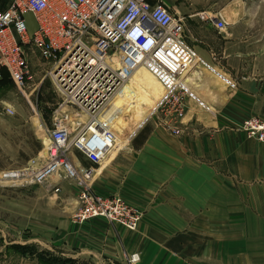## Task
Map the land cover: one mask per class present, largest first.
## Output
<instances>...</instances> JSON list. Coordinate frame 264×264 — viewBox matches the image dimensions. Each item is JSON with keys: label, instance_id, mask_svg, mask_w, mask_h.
<instances>
[{"label": "crops", "instance_id": "crops-1", "mask_svg": "<svg viewBox=\"0 0 264 264\" xmlns=\"http://www.w3.org/2000/svg\"><path fill=\"white\" fill-rule=\"evenodd\" d=\"M203 22L182 32L195 53L184 82L209 111L184 96L175 136L160 126L158 114L143 122L161 98L160 83L144 87L133 80L111 102V128L120 140L96 166L90 186L140 210L136 230L102 217L73 222L78 189L63 181L53 192L48 180L36 185L48 220L29 244L77 264H128L132 253L139 258L134 264H264V144L237 128L245 118L264 117V71L230 66L242 63V54L226 55L230 42L222 30Z\"/></svg>", "mask_w": 264, "mask_h": 264}, {"label": "built area", "instance_id": "built-area-1", "mask_svg": "<svg viewBox=\"0 0 264 264\" xmlns=\"http://www.w3.org/2000/svg\"><path fill=\"white\" fill-rule=\"evenodd\" d=\"M197 15L218 30L226 26L218 14ZM28 17L34 21L31 31ZM184 26V17L172 13L164 0H0V80L4 69L23 90L31 78L26 55L30 48L46 63L45 73L63 96L44 129L45 149L13 176L23 186L50 180L53 192L60 182L71 181L78 189L73 222L102 217L135 231L143 215L140 210L118 196L95 193L90 184L96 166L117 144L111 98L136 67L147 69L163 88L143 122L158 114L161 127L180 134L184 96L209 111L184 82L195 62L193 49L182 38ZM4 110L12 113L8 106ZM237 128L264 143V117L245 118ZM126 259L134 264L139 258L132 253Z\"/></svg>", "mask_w": 264, "mask_h": 264}, {"label": "rangeland", "instance_id": "rangeland-1", "mask_svg": "<svg viewBox=\"0 0 264 264\" xmlns=\"http://www.w3.org/2000/svg\"><path fill=\"white\" fill-rule=\"evenodd\" d=\"M164 1L172 13L184 17L185 27L191 31L195 27L203 28L206 23L198 15L196 18L187 17L188 14L199 11L218 14L226 23L220 32L224 41L230 42L225 45L226 55L242 54V63L233 60L228 64L246 73L264 71V0ZM33 28L34 21L28 17L27 30ZM26 55L31 78L23 90L15 86L4 69L0 80V264H25L24 261L35 260L32 256L35 249L29 247L28 240L34 237L35 230L42 231L48 220L47 207L39 201L43 197L42 189L36 185L23 186L13 175L28 159L45 149L48 136L44 129L63 96L45 73L47 65L37 53L29 48ZM141 74L152 84H159L148 71ZM5 106L10 107L12 113L5 112ZM260 210L264 214V208ZM48 252V257L60 258L58 253ZM41 258L46 259V254H41Z\"/></svg>", "mask_w": 264, "mask_h": 264}, {"label": "trees", "instance_id": "trees-1", "mask_svg": "<svg viewBox=\"0 0 264 264\" xmlns=\"http://www.w3.org/2000/svg\"><path fill=\"white\" fill-rule=\"evenodd\" d=\"M33 250L35 249V254H32V256L35 258L36 262H39L40 264H77V262L71 258H57L56 256L48 257L49 252L46 250H38L36 247L32 244L29 246ZM40 254V255H38ZM41 254H46V259L41 258Z\"/></svg>", "mask_w": 264, "mask_h": 264}, {"label": "bare ground", "instance_id": "bare-ground-1", "mask_svg": "<svg viewBox=\"0 0 264 264\" xmlns=\"http://www.w3.org/2000/svg\"><path fill=\"white\" fill-rule=\"evenodd\" d=\"M110 66V65H109ZM144 70H146V71H148L147 69H144L143 67H141V66H138V67H136L135 68V72L133 73L132 72V75H130L129 77H127V79L125 80L126 82L124 83V85L119 89V91H118V93L115 95V94H113V96H112V100H111V102L114 100V99H116V97L119 95V94H121V91L128 85V84H130V82L131 81H133V80H139L140 82H141V85L142 86H147V80L145 79V77L144 76H142V72H144ZM149 72V71H148ZM121 73L122 74H124L125 75V73L123 72V71H121ZM150 73V72H149ZM151 74V73H150ZM136 75V76H135ZM152 75V74H151ZM153 76V75H152ZM138 77V78H137ZM79 118H80V120L82 121V119H83V121L85 120V118H83L82 117V115H79ZM176 136V135H175ZM118 137V136H117ZM116 137V138H117ZM118 139V138H117ZM116 140V139H115ZM116 142H117V140H116Z\"/></svg>", "mask_w": 264, "mask_h": 264}]
</instances>
